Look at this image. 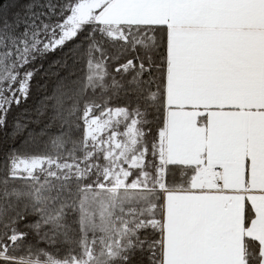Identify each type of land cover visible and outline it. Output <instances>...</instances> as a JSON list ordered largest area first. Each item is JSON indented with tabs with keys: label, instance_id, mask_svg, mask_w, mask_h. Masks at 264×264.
<instances>
[{
	"label": "snow or ice",
	"instance_id": "1",
	"mask_svg": "<svg viewBox=\"0 0 264 264\" xmlns=\"http://www.w3.org/2000/svg\"><path fill=\"white\" fill-rule=\"evenodd\" d=\"M0 133V264H264V0L0 5Z\"/></svg>",
	"mask_w": 264,
	"mask_h": 264
},
{
	"label": "trees",
	"instance_id": "2",
	"mask_svg": "<svg viewBox=\"0 0 264 264\" xmlns=\"http://www.w3.org/2000/svg\"><path fill=\"white\" fill-rule=\"evenodd\" d=\"M23 3V0H0V5L8 8L11 11L18 10L19 5ZM83 39L81 36L75 41L68 42L63 48H58L56 51L49 53L43 60H37L34 64L30 65V68H39L40 70L36 72L34 77L30 82V92L26 100H22L19 106L13 105L11 111L8 115V130H11V125L15 119H19L22 123H28L30 128L38 129L41 125L32 123L37 119V108L40 106L41 102L44 100L45 96L51 92L53 87L54 76L53 72L57 71L54 62L60 61L65 56V53H68L69 49L73 48L76 44H79L80 40ZM71 62V61H69ZM42 65V67H40ZM115 64L109 62V72L113 75L115 74L113 69ZM119 79V77H117ZM99 96V93H97ZM111 95V94H110ZM107 99V97H105ZM126 100L121 93L119 96L112 95L110 106H124ZM42 120L44 118H41ZM13 141L5 139L2 133H0V165L3 163V148L5 145H11ZM22 150L24 154H30L34 151L33 148L27 147L20 144L18 139L15 142ZM30 240L35 242V239L30 236ZM39 246L43 247L44 244L41 243Z\"/></svg>",
	"mask_w": 264,
	"mask_h": 264
},
{
	"label": "rangeland",
	"instance_id": "3",
	"mask_svg": "<svg viewBox=\"0 0 264 264\" xmlns=\"http://www.w3.org/2000/svg\"><path fill=\"white\" fill-rule=\"evenodd\" d=\"M120 130L122 131L123 130V124L120 126ZM103 135H107V131H105L104 133H102Z\"/></svg>",
	"mask_w": 264,
	"mask_h": 264
}]
</instances>
